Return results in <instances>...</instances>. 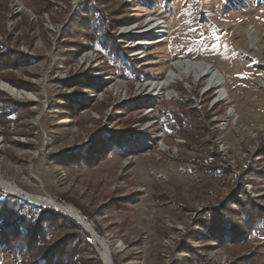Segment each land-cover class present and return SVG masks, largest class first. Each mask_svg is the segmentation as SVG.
Here are the masks:
<instances>
[{
    "label": "rangeland",
    "instance_id": "obj_1",
    "mask_svg": "<svg viewBox=\"0 0 264 264\" xmlns=\"http://www.w3.org/2000/svg\"><path fill=\"white\" fill-rule=\"evenodd\" d=\"M0 83V177L111 264H264V0H0ZM0 264L104 260L0 187Z\"/></svg>",
    "mask_w": 264,
    "mask_h": 264
},
{
    "label": "bare ground",
    "instance_id": "obj_2",
    "mask_svg": "<svg viewBox=\"0 0 264 264\" xmlns=\"http://www.w3.org/2000/svg\"><path fill=\"white\" fill-rule=\"evenodd\" d=\"M156 24L157 23H155L153 26H156ZM158 24H160V23H158ZM175 66L179 71H171L168 74L169 79L167 78V80L164 81L163 83H162V81L161 82H155L154 85H153V83H151V84L149 83L151 86L153 85L154 97L160 98L163 96V94L170 96L171 93L164 92L165 88L163 89V87L168 85L169 82H171L170 79H175L177 77H185V78L187 77L188 78L189 71L191 69H193L197 74H206L207 76H209L210 80L212 81V84H214L216 86L218 84L222 83V81L220 80V78L217 75L219 73L218 70L212 64L204 63V62H193L190 60H186V62L185 61L177 62ZM0 84H1L0 86L4 90H7L8 92L12 93V95L14 94L15 96H18V97H20L22 95L27 96L24 92H21L20 90L12 87L9 84H6V83H0ZM0 187L5 192H7L9 194H18V195H21V197L25 196L26 198H28L34 202H37L40 205H45V206L50 205V207L53 206L56 209H58L59 211H62L63 213L74 217L76 220L79 221V223L84 225V227H86L87 229H90L87 219L82 217L83 214L80 211H78L71 204H67V203L61 204L58 201H56L55 199H52V197H48V196L47 197H41L40 195H37L36 197H31L30 196L31 194L22 192L21 188L19 186H17L16 184H14L8 180L1 178V177H0ZM95 242L99 246V250H100V253H101L102 258H103L102 260H104V264H111V262L108 258L109 256L107 254L108 253L107 252L108 245L106 243V240L99 237L95 240Z\"/></svg>",
    "mask_w": 264,
    "mask_h": 264
},
{
    "label": "water",
    "instance_id": "obj_3",
    "mask_svg": "<svg viewBox=\"0 0 264 264\" xmlns=\"http://www.w3.org/2000/svg\"><path fill=\"white\" fill-rule=\"evenodd\" d=\"M11 195H13V196H16V197H18V198H20V199H22V200H24V201H27L28 203H31V204H33V205H36V206H41L39 203H37V202H34V201H32V200H30V199H28V198H26L25 196H22L21 197V195H18V194H11ZM31 197H36V196H33V195H30ZM72 217V216H71ZM82 217H84L83 215H82ZM73 219H75L74 217H72ZM85 218V217H84ZM76 220V219H75ZM78 223H79V221L78 220H76ZM79 224H81V223H79ZM82 225V224H81ZM88 225H89V227H90V229H87L86 227H84V225H82V227L85 229V230H87V231H89L91 234H92V236H93V238L96 240L97 238H99L100 236L94 231V229H93V227H92V224L91 223H89L88 222ZM107 254H108V258H109V260H110V262H111V257H110V251H109V248L107 247ZM103 259V258H102Z\"/></svg>",
    "mask_w": 264,
    "mask_h": 264
},
{
    "label": "trees",
    "instance_id": "obj_4",
    "mask_svg": "<svg viewBox=\"0 0 264 264\" xmlns=\"http://www.w3.org/2000/svg\"><path fill=\"white\" fill-rule=\"evenodd\" d=\"M19 54H20V53H19ZM19 54H18V53H10V52H9V55H11V56H12V55H19ZM5 55H8V52H6ZM7 59H8V61L10 60V58H6V60H7ZM13 62H14V58H13V60H12V64H14ZM61 200H62V201H63V200L68 201V200L65 199V198H62ZM42 212H47V213L52 214V215H53V214H57V213L59 214V213H60V212H58V211H55L54 209H46V208H42ZM70 220H71V219H70ZM71 222H73L76 226H78L73 220H71ZM79 228H80V227H79ZM80 230H81V232H82L83 235H85L86 237H88V234H87L82 228H80ZM20 232H21V231H20ZM98 233L101 234L102 232L98 229ZM28 234H29V232H26L25 235H23V236H26V235H28ZM21 235H22V234H21ZM15 238H16V237H15Z\"/></svg>",
    "mask_w": 264,
    "mask_h": 264
}]
</instances>
